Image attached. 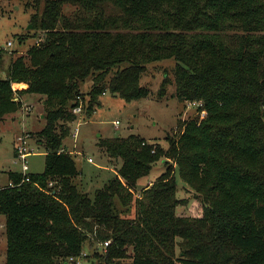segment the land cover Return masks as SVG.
<instances>
[{
    "label": "trees",
    "instance_id": "trees-1",
    "mask_svg": "<svg viewBox=\"0 0 264 264\" xmlns=\"http://www.w3.org/2000/svg\"><path fill=\"white\" fill-rule=\"evenodd\" d=\"M70 1L36 9L32 23L44 42L0 77V122L22 108L21 96L40 97L46 112L44 172H11L0 188L6 264H70L89 235L111 241L92 264H264L263 0H75L79 12L65 17ZM102 1L110 6H97ZM236 3L245 21L222 26ZM167 59L176 61L177 96L199 103L197 114L207 117L180 122L181 135L165 152L135 135L100 139L121 163L93 197L82 193L75 184L81 173L62 148L78 120L81 84L92 82L91 118L108 92L146 99L142 76ZM3 62L0 51V70ZM162 155L176 170L166 162L135 197ZM177 174L203 207L197 217L177 215Z\"/></svg>",
    "mask_w": 264,
    "mask_h": 264
},
{
    "label": "rangeland",
    "instance_id": "rangeland-1",
    "mask_svg": "<svg viewBox=\"0 0 264 264\" xmlns=\"http://www.w3.org/2000/svg\"><path fill=\"white\" fill-rule=\"evenodd\" d=\"M46 0H0V51L4 53V62L0 70V77L8 76L12 61L17 58L27 59V54L33 46L42 44L45 32L37 29L32 23V14L36 9L43 10ZM264 3V0H263ZM71 0L62 7V15L72 17L79 12L80 5ZM176 5L177 2L174 1ZM110 6L108 1L97 2V6ZM240 3H236L229 10L227 20L221 25H238L245 21L239 15ZM169 11V10H168ZM173 13V11H169ZM115 14V12H111ZM176 13V12H174ZM12 46H9V43ZM176 61L167 59L148 65L142 76L141 86L149 91V96L141 101L127 102L118 95L110 92L99 98L101 106H94L93 115L88 118L86 105L90 103L88 92L92 82L88 79L81 84L79 105L82 113L72 130L79 127L77 138L71 135L64 139L63 151L72 156L77 169L81 173L75 179L79 190L93 197L96 191L104 188L114 177V166H119L118 160L110 159L99 147L100 139L128 138L132 135L144 138L147 143L153 144L165 152L169 148V141L178 140L181 130L180 122L197 119L204 120L207 113L197 114L199 103H188L177 96L176 86ZM15 89H20L15 87ZM16 99L20 95L16 94ZM22 108L17 112L7 115L0 122V188L9 186V173H24L23 163L17 159L18 149L24 147L31 153L27 158L29 171L27 174H41L45 170V144L41 132L46 127V112L40 97L33 95L21 96ZM119 122V125H116ZM92 159L93 162H89ZM111 160V161H110ZM113 160V161H112ZM166 162L177 166L172 160H167L163 155L154 165L151 173L138 181L134 189L135 197L142 196L143 190L151 187L154 182L166 171ZM121 163V161H120ZM114 167V168H113ZM178 187L177 198L181 203L177 208V215L182 217H197L204 212L202 205L194 190L187 187L179 175L175 177ZM6 216L0 215V264H6L7 234ZM81 255L82 264H92L97 261L95 254L102 255L101 243L89 235L84 242ZM132 254V249L128 250ZM180 249L177 248L179 257ZM131 259H127L130 262ZM70 262V261H69ZM78 264V262H70ZM179 264V263H178Z\"/></svg>",
    "mask_w": 264,
    "mask_h": 264
},
{
    "label": "built area",
    "instance_id": "built-area-1",
    "mask_svg": "<svg viewBox=\"0 0 264 264\" xmlns=\"http://www.w3.org/2000/svg\"><path fill=\"white\" fill-rule=\"evenodd\" d=\"M8 45L9 46H12L13 44L10 42ZM73 113L76 116L80 115L82 113V108H80V107L75 108L74 111H73ZM116 125H119V122H116ZM79 127H81V124H78L77 125V128L72 132L74 138H77L78 135H79V131H80L79 130ZM30 154L31 153L25 151L24 147L18 149L17 159L20 160L21 163H23V172H24L23 174H27L28 171H29V167H28V163H27V158L30 156ZM89 162H93V160L90 159ZM24 182H25V180L23 181V183ZM50 186H52V184H50ZM110 244H111V241H107L104 244H101V249L103 251L106 250L110 246ZM83 257H85L84 254L81 255V256H79V257H77V258H71L70 259V262H78V264H82V261L81 260L83 259Z\"/></svg>",
    "mask_w": 264,
    "mask_h": 264
}]
</instances>
